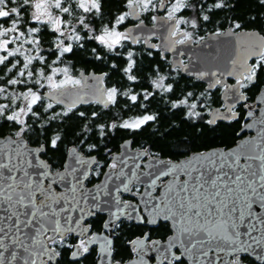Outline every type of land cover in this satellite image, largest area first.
<instances>
[{"label": "water", "instance_id": "1", "mask_svg": "<svg viewBox=\"0 0 264 264\" xmlns=\"http://www.w3.org/2000/svg\"><path fill=\"white\" fill-rule=\"evenodd\" d=\"M158 11H163V4ZM129 13L132 19L140 18L135 5ZM176 27L175 17L158 14L153 25L140 21L126 31L131 42L159 36L158 48L170 54L171 67L198 78L206 90L222 85L228 76L251 72V60L263 55L264 35L256 29L234 32L227 27L207 33L197 43L187 39L176 44L181 36V32L173 35ZM77 76L80 83L44 90L42 96L67 109L92 102L104 108L112 103L105 72L79 71ZM221 98L226 108L213 109L211 123L229 118L231 108L246 100L237 83L226 88ZM253 103L259 105L258 114L241 128L253 134L234 145L168 160L132 147L126 138L111 155L116 168H106L91 185L85 181L97 161L95 155H85L71 145L63 169L52 171L41 155L43 144H31L21 135L0 136V264L54 261L57 255L47 240L67 232L82 234L83 222L94 212L104 214L109 227L119 218L167 222L172 234L157 243L166 260L176 247L186 264H246L234 259L236 254L263 261L264 88ZM132 185L142 186L138 194L130 192ZM120 193L132 194L137 202L120 200ZM110 244V237L100 244L97 264H118L111 262ZM140 260L122 264H147Z\"/></svg>", "mask_w": 264, "mask_h": 264}, {"label": "trees", "instance_id": "2", "mask_svg": "<svg viewBox=\"0 0 264 264\" xmlns=\"http://www.w3.org/2000/svg\"><path fill=\"white\" fill-rule=\"evenodd\" d=\"M126 1L93 0L90 10L83 11L78 8L77 0H59V7L49 0L51 14L59 15L64 29H73L69 47L59 52L55 48L56 32L37 13L35 0H0V33L2 38H9V53L2 52L5 57L0 60V89L32 90L38 95L22 124L0 114V136L13 135L22 129L21 136L28 142L45 146L41 155L53 169L63 167L71 145L78 146L86 155H95L107 165L111 154L119 150V144L126 138L131 139L132 147L168 160L235 142L238 124L207 121V103L216 104L218 96L207 95L199 79L174 71L169 60L157 51L126 45L113 48L97 39L103 28L112 27L120 19ZM170 2L165 0V6ZM187 4L190 7L181 14L194 19L200 35L233 23H237V28L256 29L264 35V0H187ZM33 29L35 32L29 33ZM23 50L28 52L21 54ZM28 55L33 58L25 62L23 57ZM256 63L260 65L254 85L258 91L264 84V60ZM90 70L105 72L106 87L115 93L109 106L103 108L92 102L66 109L42 96L44 90L51 88L50 76L61 87L59 80L63 73L77 76L79 71ZM160 90H169L171 98L193 90L194 114H189L186 108L171 107L167 99L160 103L157 98ZM6 100L0 95V103ZM135 118L140 120L139 124H128L127 121ZM93 182L91 179L87 184ZM167 228L159 223L156 230L164 233ZM140 229V226H122L115 236L118 254H127L126 239L140 233ZM243 261L257 264L245 255Z\"/></svg>", "mask_w": 264, "mask_h": 264}, {"label": "flooded vegetation", "instance_id": "3", "mask_svg": "<svg viewBox=\"0 0 264 264\" xmlns=\"http://www.w3.org/2000/svg\"><path fill=\"white\" fill-rule=\"evenodd\" d=\"M164 3H165V0H156L157 6H156V9L153 11V13L155 12V14H156V18L158 15L157 13L159 12L158 11L159 5L163 4V6H164ZM132 5L136 6L137 11L140 14L139 19H136V20L132 19L131 15L129 13V8ZM48 6H49V4L47 3L46 7H48ZM126 10H128L129 15L127 17H125V20L123 22H122V20L124 18L120 19V21H119L120 23L118 25L119 28L123 30L124 35L126 37L123 45H126L129 48L142 47V48L150 50V51L151 50L157 51L162 58L165 59V57H166V59H168L170 62V54L167 52L162 53L158 48V43L160 40L159 36H154V37L150 38L149 40H146L144 38L138 39L136 42H131L127 36L128 33H127L126 29L128 27L135 25L140 21L144 22L146 25H153L156 21V19H155V21L153 22L149 18V12L142 8L141 0H138V1L137 0H128V1H126V3H124V7H123L122 12H125ZM163 10H164V8H163ZM227 27L228 26H226L222 29L218 28V29H215L213 31H207V32H205V34L210 33V32L220 33L222 31H224ZM243 29H245V28H231V30L234 32H239L240 30H243ZM176 33H180V32H177L175 29V31L173 32V35H175ZM184 34H185L184 32H181V36L176 40V44L182 43L187 39H191L189 37H185ZM201 39H199V40L191 39V40L194 43H197ZM150 44H152V45L154 44V46L151 47ZM117 46L112 45L113 48L117 47ZM257 60H258V58L251 60V64L253 65L251 72L246 73L242 77H237V78H234L232 76H228L225 78V81L222 85L217 84L212 90H206V88H205L206 84H204L202 82L204 85V92L206 91L207 95L210 96L212 94V95H214V97L216 95L218 96V101L216 104H212L211 102L207 103V105L209 104V107L207 109V121L210 119V112L213 109H215V110L217 109L218 111L221 112L226 108L225 102H224V100H222L221 95L226 88H230V85L237 83V88H239L241 94L243 93L246 97V100L244 102L237 103L231 108V111L228 113V115H230L229 118H227V119H216V121H214L212 123L209 121L211 124H215L217 122H223V123H227V124H230V123L238 124V127L235 130V139H234L235 142L231 143L230 145L224 146V148L225 147L227 148L231 145H234L242 137L251 136L253 134L252 132H249L248 130L241 131V128L249 120L256 117L258 114V106L259 105L257 103L254 104L253 102H254V97L256 96V93H258L262 88H264V84H261L259 86L258 91L256 90L257 87L255 88V86H254L257 83V79H258V75H259L257 68L260 67L259 63H256ZM182 61L186 62L187 60L185 57H183ZM172 69H174V71H177V72L179 71V73L182 74L179 67L178 68L172 67ZM78 83H80V79H79ZM170 93L171 92L169 90L158 91L157 92V94H158L157 98H159L160 103L166 102L165 100L167 99V100H169V105L171 107L186 108L187 112L189 114H192V115L194 114L193 113V108H194V92H193V90H187L185 93H183L181 96H179V98L169 97ZM199 93H203V91H200ZM212 102H215V101H212ZM50 103L51 104H59V103H53L51 101H50ZM78 149H79V147H78ZM149 154L152 155L154 153H149ZM96 158H97V161H96V163H97L100 160L98 157H96ZM110 161H111V157L109 158L107 165L109 164ZM94 167H95V164H93L91 169ZM105 168L106 167L104 165L102 172L105 170ZM115 168H116V164L114 166V169ZM51 169H52V171H55V170H61V169H63V167L62 168H56V169H53L51 167ZM102 172L100 173V176H101ZM90 174H91V171H90ZM100 176L98 178H92V177L90 178V175H89V178L85 181V183L87 184V181H89L91 179L94 180L93 183L98 182L100 179ZM160 181L164 182L165 178H161ZM87 185H91V184H87ZM141 187L142 186H139V185H132L130 192L134 193V194H138L141 190ZM120 198H121L120 200L126 201V202L132 201V200L134 202H137V200L135 199V197L132 194L120 193ZM94 213L95 214L91 215L89 218H87L83 222V224L86 225V230L82 234H76L75 235L73 233L67 232L66 234H64L62 236H56L54 238H51L50 240H47L49 247H52L54 249L57 257L55 258L54 261L47 260L44 264H97L99 257H100L99 246H100V244H102L104 242V239H106V237H110V239H111V244H110L111 250L110 251H111V262L112 263L122 264V263L131 261V260L137 259V258L139 259L140 262H141L140 259H142V260L145 259V262H147V264H174L175 261H181V260H183V262H186L182 257L177 256L178 250L176 247L173 248L174 253H173V256H171L169 260H166L165 254L159 252V250H156V248L158 246L157 243L159 241H164L170 234H172L170 226L167 222L159 221L155 224H146L145 218L143 219L142 222H138L136 220H129L126 218H119L118 220H116L112 223L111 227H109L107 223L105 224L106 216L104 214H101L99 212H94ZM159 223L166 224L168 227L167 228L168 230L164 233H162L159 230L157 231L156 229L158 228ZM130 224H132L134 226H140V228H141L140 233L132 235L126 239L125 245L127 247L128 252L125 255H120L117 253V248L114 246L115 245V236L121 231L122 226H124V228L130 227V226H132ZM94 237H95V239L93 240ZM98 238H100V240ZM244 255L248 256L246 254H236V256H233V258L234 259L235 258H241L243 260ZM248 258H250V257L248 256ZM251 259H253V258H251ZM140 262H138V264H140ZM256 263L257 264H264V259H263V261L256 262Z\"/></svg>", "mask_w": 264, "mask_h": 264}, {"label": "rangeland", "instance_id": "4", "mask_svg": "<svg viewBox=\"0 0 264 264\" xmlns=\"http://www.w3.org/2000/svg\"><path fill=\"white\" fill-rule=\"evenodd\" d=\"M52 3L54 4L55 7H59V5L61 3H58L59 0H51ZM138 1V0H137ZM47 3L49 4L48 7ZM93 0H77V6L79 9L86 11V10H90V7L93 5ZM142 3V8L147 10L149 12V18L154 22L156 19V14L155 12L153 13V11L156 9V0H141ZM99 4V1H98ZM218 4V3H217ZM36 8V11L38 14H40V17L48 22L49 26L51 27V29L53 31L56 32V40L55 41V48L59 50V52H61L64 48H68L69 47V42L71 41V39L73 38L72 32L73 29L68 28L66 30V28L64 29L62 26V21L61 18L59 17V15H54L51 14V9L50 6L51 3H49V0H35L34 5ZM190 6H188L187 4V0H171V2L169 3L168 6H164L163 8H165L163 10V12H158L157 14H163L164 16H166L167 18H171V17H175L176 18V23H177V27H176V31L177 32H184V36L185 37H189L191 39H201L203 37H205V33L202 35H200L199 33H197V25L196 22L194 21L193 18H190L189 15H184L181 14V11L183 9H188ZM129 15L128 10H126L125 12H122L120 14V19H123L122 22L125 20V17H127ZM119 20H116L113 23L112 27H105L102 29L101 34H99L97 36V39L99 41H102L103 43H110V45L113 46H122L123 43L125 42V35L122 29H120L118 27L119 25ZM237 23H233L232 25H228V27L231 28H237ZM192 30H194L195 32H193ZM208 31V30H207ZM35 30H31V32L29 31V33H34ZM29 39V38H28ZM27 39V40H28ZM29 41V40H28ZM31 42V40H30ZM9 43V38H2L1 37V33H0V60L1 58L3 59L4 53L2 52H6L9 53V47L8 44ZM35 43V42H34ZM28 52V50H26ZM25 50H23L21 52V54L26 52ZM29 54V53H28ZM32 55V54H31ZM264 56V55H262ZM33 56H24L23 60L25 62H29L30 59H32ZM264 58L261 57L260 59H258L256 62H261L263 61ZM57 73V71L52 73V76L55 75ZM48 85L49 88H60L57 87L56 84V80L54 77H49L48 78ZM59 82L63 85H75L79 82V77L78 76H74V75H66V73L62 74V78L59 80ZM61 86V87H62ZM50 88V89H51ZM107 94L108 96L113 99V96L115 95L113 89L108 88L107 89ZM0 95L2 97H5L7 100L3 103H0V114H6L7 117L9 118H14L15 120H17L19 123H23L24 119H25V115L28 113V111L31 109V107L33 106V104L37 101L38 95L37 93L33 92L32 90H23V91H12V90H4V88L0 89ZM40 98V97H39ZM46 100V99H45ZM49 103L50 101L47 100ZM253 105V104H252ZM6 110L9 112H6ZM128 124L130 125H136L139 124L140 120L135 118L132 119L130 121H127ZM22 127V126H21ZM22 129H19L17 133L15 134H11L12 136L16 137V136H20ZM116 163L114 162H109L108 165H105L106 168L108 169H114ZM104 164L102 162H97L95 163V167L91 169V174H90V178H98L100 176V173L102 172V166ZM105 168V169H106ZM236 259V258H235Z\"/></svg>", "mask_w": 264, "mask_h": 264}, {"label": "bare ground", "instance_id": "5", "mask_svg": "<svg viewBox=\"0 0 264 264\" xmlns=\"http://www.w3.org/2000/svg\"><path fill=\"white\" fill-rule=\"evenodd\" d=\"M156 250H159L158 246H157ZM159 251H160V250H159Z\"/></svg>", "mask_w": 264, "mask_h": 264}, {"label": "clouds", "instance_id": "6", "mask_svg": "<svg viewBox=\"0 0 264 264\" xmlns=\"http://www.w3.org/2000/svg\"><path fill=\"white\" fill-rule=\"evenodd\" d=\"M261 57H262V56H261ZM261 57H260V58H261ZM260 58H258V59H260Z\"/></svg>", "mask_w": 264, "mask_h": 264}]
</instances>
